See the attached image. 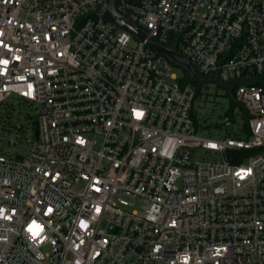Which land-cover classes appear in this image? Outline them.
<instances>
[{
  "label": "built area",
  "instance_id": "2783aa9c",
  "mask_svg": "<svg viewBox=\"0 0 264 264\" xmlns=\"http://www.w3.org/2000/svg\"><path fill=\"white\" fill-rule=\"evenodd\" d=\"M104 8L0 0V264H264V0L116 5L235 86L245 137L237 107L199 128L195 86Z\"/></svg>",
  "mask_w": 264,
  "mask_h": 264
},
{
  "label": "rangeland",
  "instance_id": "374dc122",
  "mask_svg": "<svg viewBox=\"0 0 264 264\" xmlns=\"http://www.w3.org/2000/svg\"><path fill=\"white\" fill-rule=\"evenodd\" d=\"M137 39L134 38L131 45H136ZM173 74L177 76H181L183 74L182 68L175 66L173 67ZM199 94L195 100V111L197 117L198 127L201 128V125H210L212 128L220 127L219 123L224 118V112L229 111L231 106V99L226 89V84L217 80H209L206 83H201L198 87ZM10 101L12 99H9ZM22 114L29 112L32 115H36L35 110H30L28 107L22 105ZM236 110L234 111V127H240V133L242 137L246 136V132L242 129L243 125V117H244V109L236 105ZM3 110V109H2ZM2 114V111L0 112ZM24 120V119H22ZM3 131L0 130V133ZM200 132L203 134L207 133L206 129L201 130ZM2 140L0 148L10 147L12 151L16 150V146L14 145H5ZM205 155H213L210 152H203Z\"/></svg>",
  "mask_w": 264,
  "mask_h": 264
},
{
  "label": "water",
  "instance_id": "95a60500",
  "mask_svg": "<svg viewBox=\"0 0 264 264\" xmlns=\"http://www.w3.org/2000/svg\"><path fill=\"white\" fill-rule=\"evenodd\" d=\"M104 2H105L104 10L98 13L100 17L105 18L112 24L118 26L119 28L132 33L135 36V38H137L138 40H146V44L155 53L162 54L165 57H167V59H169L173 65L182 68V70H185L190 78H193L200 83H206L210 80L208 78H203L202 76L197 74L190 59L180 54L174 47L164 46L155 42L154 40L147 39V33L144 29L136 26L128 18L123 17L118 12L116 5L119 2V0H104ZM34 132H35V137H38L37 121H35L34 123ZM237 152L238 149H226L225 154L227 159L229 160L231 155Z\"/></svg>",
  "mask_w": 264,
  "mask_h": 264
},
{
  "label": "trees",
  "instance_id": "16d2710c",
  "mask_svg": "<svg viewBox=\"0 0 264 264\" xmlns=\"http://www.w3.org/2000/svg\"><path fill=\"white\" fill-rule=\"evenodd\" d=\"M179 81L181 82V83H191V84H193L194 86H195V88H196V90H197V95L199 94V89H198V87H199V85L201 84L200 82H198V81H196L195 79H193V78H190L189 77V75H188V73L185 71V70H183V74L180 76V78H179ZM226 89H227V92H228V94H229V96H230V99L232 100L231 101V106H230V108H229V111L228 112H232V110L236 107V103L234 102V100H233V96H234V92H235V86H233V85H231V86H226ZM19 104H24L22 101H20L19 102ZM3 105V106H2ZM14 107L11 105V104H8V103H2L1 105H0V112L1 111H3L2 109H5V111H3L2 113L3 114H1L0 113V121H1V118L2 117H6V118H8V119H10V117L12 116V109H13ZM243 108V107H242ZM243 119H244V121H243V127H242V129L244 130V131H247L248 130V123H247V115H246V113H245V111H244V117H243ZM34 121V120H33Z\"/></svg>",
  "mask_w": 264,
  "mask_h": 264
}]
</instances>
